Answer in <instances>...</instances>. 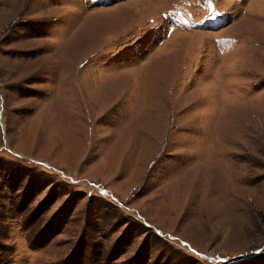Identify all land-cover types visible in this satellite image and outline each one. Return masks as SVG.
Wrapping results in <instances>:
<instances>
[{
    "label": "rangeland",
    "instance_id": "1",
    "mask_svg": "<svg viewBox=\"0 0 264 264\" xmlns=\"http://www.w3.org/2000/svg\"><path fill=\"white\" fill-rule=\"evenodd\" d=\"M132 1L0 0V264H264V0Z\"/></svg>",
    "mask_w": 264,
    "mask_h": 264
},
{
    "label": "bare ground",
    "instance_id": "2",
    "mask_svg": "<svg viewBox=\"0 0 264 264\" xmlns=\"http://www.w3.org/2000/svg\"><path fill=\"white\" fill-rule=\"evenodd\" d=\"M135 1H136V3H138L140 0L139 1L138 0H133L132 2H135Z\"/></svg>",
    "mask_w": 264,
    "mask_h": 264
}]
</instances>
